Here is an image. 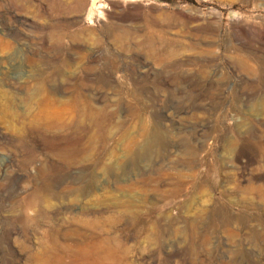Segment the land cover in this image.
I'll return each mask as SVG.
<instances>
[{
  "label": "rangeland",
  "instance_id": "obj_1",
  "mask_svg": "<svg viewBox=\"0 0 264 264\" xmlns=\"http://www.w3.org/2000/svg\"><path fill=\"white\" fill-rule=\"evenodd\" d=\"M98 2L0 0V264H264V0Z\"/></svg>",
  "mask_w": 264,
  "mask_h": 264
},
{
  "label": "water",
  "instance_id": "obj_2",
  "mask_svg": "<svg viewBox=\"0 0 264 264\" xmlns=\"http://www.w3.org/2000/svg\"><path fill=\"white\" fill-rule=\"evenodd\" d=\"M96 1L97 0H90V3L89 5L87 6L86 8V13H85V16L87 18L93 16V15H98L99 12L97 13V11H94V7H95V4H96ZM126 1L127 3H136V2H139L141 0H124Z\"/></svg>",
  "mask_w": 264,
  "mask_h": 264
},
{
  "label": "bare ground",
  "instance_id": "obj_3",
  "mask_svg": "<svg viewBox=\"0 0 264 264\" xmlns=\"http://www.w3.org/2000/svg\"><path fill=\"white\" fill-rule=\"evenodd\" d=\"M88 1V0H87ZM90 1V0H89ZM97 1H99L100 3H103V5H105V4H108V5H110V6H114L115 5V2H117V1H121V2H123V0H97ZM98 2V3H99ZM126 2V1H125ZM124 2V3H125ZM113 3H114V5H113Z\"/></svg>",
  "mask_w": 264,
  "mask_h": 264
}]
</instances>
